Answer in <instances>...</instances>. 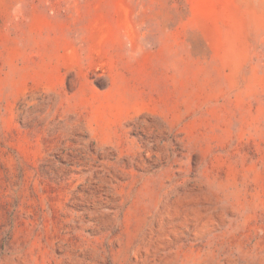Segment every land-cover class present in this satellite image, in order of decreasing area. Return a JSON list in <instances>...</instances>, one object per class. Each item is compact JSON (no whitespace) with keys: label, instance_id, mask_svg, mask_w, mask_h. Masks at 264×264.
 <instances>
[{"label":"rangeland","instance_id":"obj_1","mask_svg":"<svg viewBox=\"0 0 264 264\" xmlns=\"http://www.w3.org/2000/svg\"><path fill=\"white\" fill-rule=\"evenodd\" d=\"M0 264H264V0H0Z\"/></svg>","mask_w":264,"mask_h":264}]
</instances>
